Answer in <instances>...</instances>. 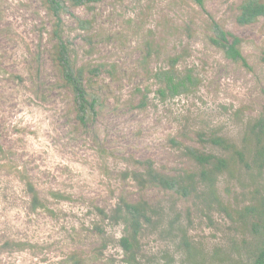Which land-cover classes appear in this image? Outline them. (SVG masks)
Returning <instances> with one entry per match:
<instances>
[{"label": "rangeland", "instance_id": "obj_1", "mask_svg": "<svg viewBox=\"0 0 264 264\" xmlns=\"http://www.w3.org/2000/svg\"><path fill=\"white\" fill-rule=\"evenodd\" d=\"M245 1L67 8L61 37L96 100L83 127L53 60L56 19L43 0H0V264H128L127 230L112 219L122 198L153 210L134 264L253 262L264 246V163L252 135L264 117V17L239 25ZM213 23L243 40L250 69L212 45ZM172 59L194 85L162 98L156 74ZM191 150L227 159L228 169L203 179L213 166ZM146 161L189 191L194 179L191 192L136 181Z\"/></svg>", "mask_w": 264, "mask_h": 264}, {"label": "trees", "instance_id": "obj_2", "mask_svg": "<svg viewBox=\"0 0 264 264\" xmlns=\"http://www.w3.org/2000/svg\"><path fill=\"white\" fill-rule=\"evenodd\" d=\"M48 12L56 19V35L57 44L54 49L53 60L57 66L62 81L66 89H68L74 97V107L76 118L80 126L85 127L88 123L89 115L96 114V100L90 97L87 84L91 82L92 77L86 75L88 71L83 67H78L71 57L70 49L66 42L61 37L63 25L62 15L69 8H78L96 3L99 0H43ZM199 6H203V0H194ZM237 22L239 25L246 26L255 23L260 18L264 17V2L260 0H247L239 8ZM88 24L89 22H80ZM212 45L220 49L225 57L235 63L241 64L247 69H250L249 64L242 54L241 48L243 40L236 35L222 29L218 24L213 23V36L210 38ZM178 60L172 59L171 65L167 70H161L156 74L160 82L159 95L162 98H176L189 92L194 85V79L190 73L182 75L178 69ZM98 70L89 71V74L94 76ZM144 103V102H143ZM252 135L256 140V157L264 163V117L261 118L253 127ZM211 143L221 149H235L229 146L222 138L214 137ZM190 156L201 166H213L211 171L204 170L201 173L203 179H209L211 174L222 173L228 169V160L224 158H216L211 155H202L191 150ZM239 160L243 161L244 154L241 151L235 150ZM146 169L145 172H134L133 176L136 181L149 184L154 187H159L166 191H174L187 195L192 190L191 179L190 191L189 185L184 180L177 176H167L156 171L151 161L141 162ZM34 202H38V196L33 189ZM150 205L147 201H138L130 203L126 199H121L120 204L116 208L113 220L116 224H122L127 230V235L120 239V245L128 258V264H134L136 261V251L138 250L139 237L142 233L145 224H151L152 214ZM251 264H264V246L258 251Z\"/></svg>", "mask_w": 264, "mask_h": 264}]
</instances>
